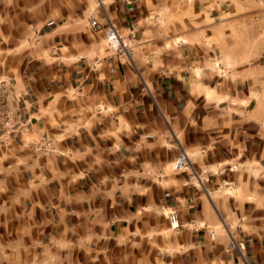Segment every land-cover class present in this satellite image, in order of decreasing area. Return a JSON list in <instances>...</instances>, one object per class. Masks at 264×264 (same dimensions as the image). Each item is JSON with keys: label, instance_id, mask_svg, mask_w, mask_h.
Listing matches in <instances>:
<instances>
[{"label": "crops", "instance_id": "1", "mask_svg": "<svg viewBox=\"0 0 264 264\" xmlns=\"http://www.w3.org/2000/svg\"><path fill=\"white\" fill-rule=\"evenodd\" d=\"M159 7L0 0V107L18 126L5 143L37 231L94 264H264L259 48L220 75L207 43L160 33ZM110 22L134 49L108 47Z\"/></svg>", "mask_w": 264, "mask_h": 264}, {"label": "rangeland", "instance_id": "2", "mask_svg": "<svg viewBox=\"0 0 264 264\" xmlns=\"http://www.w3.org/2000/svg\"><path fill=\"white\" fill-rule=\"evenodd\" d=\"M156 1L160 7L154 17L160 23V33L177 41L191 32L192 39L207 43L218 55L209 67H215L220 75L227 74L225 67H252V51L258 48L261 57H256L255 62L264 67V0ZM124 39L128 48L136 47L128 35ZM263 71L264 68L260 75L261 103L254 107L262 116ZM244 76L252 79L253 74L249 70ZM247 106L253 109L252 105ZM15 125L16 130L6 133L0 124V264H94L84 251L66 243H52L37 231L38 221L25 200L27 185L18 157L20 151L5 143L18 131L16 122Z\"/></svg>", "mask_w": 264, "mask_h": 264}, {"label": "built area", "instance_id": "3", "mask_svg": "<svg viewBox=\"0 0 264 264\" xmlns=\"http://www.w3.org/2000/svg\"><path fill=\"white\" fill-rule=\"evenodd\" d=\"M107 0H98V3L104 4ZM129 1V0H126ZM98 20L94 16L92 17L91 24L93 26H98ZM106 38L108 42V47L110 49H113L115 51H120V50H127L128 49V43L124 39V35L119 29V27L113 23L110 22L106 26ZM0 83H4L3 80H0ZM1 108V107H0ZM0 124L2 128L5 130L6 133H11L14 130H16V125L15 122L13 121V118L8 114L5 113V111H2L0 109ZM38 148H49L52 145V139L49 137H42L41 139L38 140L36 143ZM184 165V155L176 162V167H181ZM239 248V249H244L245 248V243L244 241H234L230 243L228 249L232 248Z\"/></svg>", "mask_w": 264, "mask_h": 264}]
</instances>
